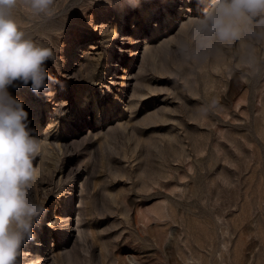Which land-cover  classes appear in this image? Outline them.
<instances>
[{"label": "rangeland", "instance_id": "obj_1", "mask_svg": "<svg viewBox=\"0 0 264 264\" xmlns=\"http://www.w3.org/2000/svg\"><path fill=\"white\" fill-rule=\"evenodd\" d=\"M134 2L16 9L58 81L8 89L39 141L27 191L45 210L21 262L50 218L53 264H264V39L203 52L189 29L209 0Z\"/></svg>", "mask_w": 264, "mask_h": 264}, {"label": "clouds", "instance_id": "obj_2", "mask_svg": "<svg viewBox=\"0 0 264 264\" xmlns=\"http://www.w3.org/2000/svg\"><path fill=\"white\" fill-rule=\"evenodd\" d=\"M52 3L0 0V264H22L23 247L35 239L34 228L45 211L27 191L34 179L39 141L29 128L23 101L8 89L30 86L40 95L58 83L46 68L54 60L52 49L30 37L18 24L15 12L23 5L32 15H47ZM131 6L139 7V0ZM189 35L203 52L244 37L264 39V0H209L203 15L193 18Z\"/></svg>", "mask_w": 264, "mask_h": 264}, {"label": "bare ground", "instance_id": "obj_3", "mask_svg": "<svg viewBox=\"0 0 264 264\" xmlns=\"http://www.w3.org/2000/svg\"><path fill=\"white\" fill-rule=\"evenodd\" d=\"M162 1H167V0H162ZM97 35H101V34H98V31L97 29L95 30V32L93 33V36H90V38H94V37H97ZM87 52V51H85ZM99 58V57H98ZM124 77V76H123ZM119 84V83H118ZM122 85H126L127 83H120ZM49 93V92H48ZM47 93V94H48ZM52 95V94H51ZM63 104V103H62ZM49 217V216H48ZM54 221V220H53ZM50 220V218H47L43 224L41 225L40 229L37 231V232H41V236H42V240L38 241V245H41L43 246L42 247V252L41 253H38L36 254L35 256L31 257V260H38L39 264H53L52 263V259L54 258V253L52 251V249L49 248V244H48V241H46L47 239V236H46V232L48 230L49 227H55L57 225V222H53ZM69 222H67L66 224H68ZM40 239V238H38ZM40 242H43V243H40ZM28 262V261H27ZM26 264V263H25Z\"/></svg>", "mask_w": 264, "mask_h": 264}]
</instances>
